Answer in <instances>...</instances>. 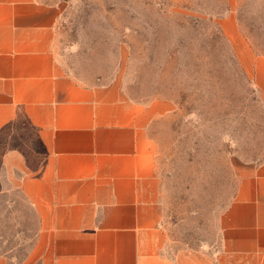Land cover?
Wrapping results in <instances>:
<instances>
[{
  "label": "crops",
  "instance_id": "crops-1",
  "mask_svg": "<svg viewBox=\"0 0 264 264\" xmlns=\"http://www.w3.org/2000/svg\"><path fill=\"white\" fill-rule=\"evenodd\" d=\"M234 16L224 29L264 100V54ZM58 18L40 0H0V195L17 191L37 220L22 260L0 252V264H264V160L240 174L215 250L171 252L155 130L177 103L79 79Z\"/></svg>",
  "mask_w": 264,
  "mask_h": 264
},
{
  "label": "rangeland",
  "instance_id": "rangeland-1",
  "mask_svg": "<svg viewBox=\"0 0 264 264\" xmlns=\"http://www.w3.org/2000/svg\"><path fill=\"white\" fill-rule=\"evenodd\" d=\"M40 1L57 8L59 56L79 79L177 103L155 130L169 250H215L240 174L264 160V100L227 37L233 21H224L234 14L264 54V0ZM36 228L17 191L0 195V252L21 261Z\"/></svg>",
  "mask_w": 264,
  "mask_h": 264
}]
</instances>
